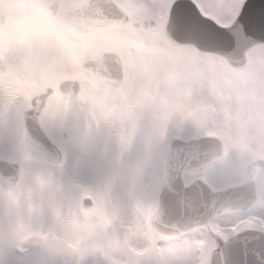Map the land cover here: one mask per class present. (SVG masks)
Segmentation results:
<instances>
[{
	"label": "clouds",
	"instance_id": "9594fccd",
	"mask_svg": "<svg viewBox=\"0 0 264 264\" xmlns=\"http://www.w3.org/2000/svg\"><path fill=\"white\" fill-rule=\"evenodd\" d=\"M173 2L0 0V264H107L72 211L26 238L21 169L69 209L88 184L163 264H264V31L246 0H189L195 26Z\"/></svg>",
	"mask_w": 264,
	"mask_h": 264
},
{
	"label": "rangeland",
	"instance_id": "374dc122",
	"mask_svg": "<svg viewBox=\"0 0 264 264\" xmlns=\"http://www.w3.org/2000/svg\"><path fill=\"white\" fill-rule=\"evenodd\" d=\"M131 2L140 5L146 3V0H131ZM147 11V8L142 7L134 14H143ZM253 102L257 108L264 106V98L259 96L255 97ZM220 130L221 129H215L214 131ZM21 171L22 180L20 181L19 186L12 190L9 200L11 208H13L15 210L14 212H17L18 214L17 220L20 222L24 233L28 232L26 226L29 223H33L38 227H40V225L45 226V231L51 229L52 231H49L51 233L50 235H54L59 231L62 222H64L61 220L64 206L66 205L65 203H62L64 199L58 194L56 197H48L45 200V203L43 204L42 202V206L39 207H37L38 205L35 206L32 203H29L28 196L32 193L37 183L27 182L23 178L24 170L22 169ZM75 195L78 203L74 208H68L69 211L74 212L80 217L88 218L91 222L97 221L98 225L108 224L107 214L111 210L107 205L101 202L99 197L88 184H78ZM32 196L33 200L39 201L35 199V197L41 195L39 193L36 194V192L34 195L33 192ZM87 196L92 199V204L87 208H83L81 206V199ZM26 209L28 210V222L26 220L27 218H23V213L25 215ZM65 214L66 212L64 215ZM112 222L110 228L106 227L111 230L110 235L107 237L108 241H106L107 239L104 241V244L107 242L105 246L110 250L109 252H104L107 264H163L165 249L158 243L160 237L153 235L147 242H143L137 238L136 227L132 223L125 222L117 224L115 219Z\"/></svg>",
	"mask_w": 264,
	"mask_h": 264
},
{
	"label": "snow or ice",
	"instance_id": "6c2138e0",
	"mask_svg": "<svg viewBox=\"0 0 264 264\" xmlns=\"http://www.w3.org/2000/svg\"><path fill=\"white\" fill-rule=\"evenodd\" d=\"M189 0H174L170 10L177 25L195 26ZM240 19L253 29L264 31V0H246Z\"/></svg>",
	"mask_w": 264,
	"mask_h": 264
},
{
	"label": "bare ground",
	"instance_id": "6f19581e",
	"mask_svg": "<svg viewBox=\"0 0 264 264\" xmlns=\"http://www.w3.org/2000/svg\"><path fill=\"white\" fill-rule=\"evenodd\" d=\"M32 183H34V182H32ZM22 186V185H21ZM33 192H34V195H35V192H36V194L37 193H39L41 196H38V197H35V199H37V200H39V201H35V200H33ZM50 193H49V189L48 188H46V185L41 181V182H39V183H37V185L35 186V188L33 189V191H32V193L28 196V201H29V203H32L33 205H35V206H37V207H39V206H42V202H43V204L45 203V200L49 197L50 198ZM41 200V201H40ZM62 203H65L64 202V200L62 201ZM38 209V208H37ZM69 211V209H68V207L65 205L64 206V210H63V216H62V221H64V218L66 217V214L64 215V213L66 212H68ZM27 212H28V210L26 209V212H25V215H24V213H23V218H27L26 220H27V222H28V214H27ZM32 217V216H31ZM107 218H108V224H105V226L106 227H111L112 226V221H114V218H113V216H112V213H111V211L107 214ZM26 222V223H27ZM111 222V223H110ZM63 223V222H62ZM92 223H94V224H97L98 225V222L97 221H95V222H92ZM104 225V224H103ZM105 227V231H106V233H108V236L110 235V233H111V230L110 229H107ZM26 229L28 230V232H26V233H24L25 234V236L26 237H28V238H42V237H47V236H49L51 233L49 232V231H52L51 229H48L49 231H45V226H42V225H40V227H38L36 224H28L27 226H26ZM55 233V232H54ZM56 235H58L59 234V231H57L56 233H55ZM107 236V237H108ZM106 241H108V239L106 240ZM107 243V242H106ZM105 243V244H106ZM105 244H104V252H109L110 250H109V248H107V246H105Z\"/></svg>",
	"mask_w": 264,
	"mask_h": 264
},
{
	"label": "water",
	"instance_id": "95a60500",
	"mask_svg": "<svg viewBox=\"0 0 264 264\" xmlns=\"http://www.w3.org/2000/svg\"><path fill=\"white\" fill-rule=\"evenodd\" d=\"M17 178H18V173L15 174L12 178H10V179L8 180L9 187H11V186L16 182ZM91 203H92V201H91L90 198H84V199L82 200V205H83V207H85V208H86V207H89V206L91 205Z\"/></svg>",
	"mask_w": 264,
	"mask_h": 264
},
{
	"label": "flooded vegetation",
	"instance_id": "af4514ba",
	"mask_svg": "<svg viewBox=\"0 0 264 264\" xmlns=\"http://www.w3.org/2000/svg\"><path fill=\"white\" fill-rule=\"evenodd\" d=\"M39 3H45V4H52V3H58L61 2V0H38ZM44 11H47V9H45Z\"/></svg>",
	"mask_w": 264,
	"mask_h": 264
}]
</instances>
